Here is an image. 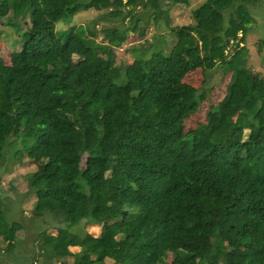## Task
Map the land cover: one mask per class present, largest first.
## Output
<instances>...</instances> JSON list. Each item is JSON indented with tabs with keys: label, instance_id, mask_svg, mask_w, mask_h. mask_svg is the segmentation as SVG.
<instances>
[{
	"label": "trees",
	"instance_id": "1",
	"mask_svg": "<svg viewBox=\"0 0 264 264\" xmlns=\"http://www.w3.org/2000/svg\"><path fill=\"white\" fill-rule=\"evenodd\" d=\"M190 3L0 0V18L11 12L10 26L23 28L12 65L0 60V170L9 146L19 161L24 152L39 159L43 170L27 175L25 196H52L39 199L33 218L24 220H49L57 232L42 231L36 251L13 257L28 228L13 218L20 203L0 191V259L264 264V77L249 67L247 46L259 20L264 53V0H206L192 12L193 25L172 28L168 9ZM141 5L159 30L174 32L180 60L149 45L117 66L116 50L128 33L147 34ZM87 11L121 24L104 28L102 43L90 27H70L66 40L58 36L59 23ZM219 66L232 74L227 97L188 132L203 96L182 87L179 77ZM108 133L122 138L104 149ZM82 223L101 227L100 236L75 234ZM251 229L259 231L256 239Z\"/></svg>",
	"mask_w": 264,
	"mask_h": 264
},
{
	"label": "rangeland",
	"instance_id": "2",
	"mask_svg": "<svg viewBox=\"0 0 264 264\" xmlns=\"http://www.w3.org/2000/svg\"><path fill=\"white\" fill-rule=\"evenodd\" d=\"M206 0H191L189 6H179L168 9L170 15V26L172 28H183L194 24V19L192 17V12L202 6ZM137 13L139 14V19H142L140 24L141 29H148L145 38H140L139 33L129 32L128 42L121 48L116 50V62L117 66H124L126 63L137 59L139 50L144 49L150 50L149 45L152 46V50H162L167 58L171 57L174 60H180L176 54V46L178 39L174 32L171 30H159L153 22V19L144 6H139ZM12 18V13L8 12L4 17L0 18V60L3 61L5 66L12 65V55L22 48L18 37L21 34L23 28H21L18 33L17 29L10 26L9 22ZM257 19H260L258 17ZM28 20V18H27ZM131 19L126 20V28L132 29L133 24H131ZM120 21L109 22L102 18V13L87 11L82 12L77 15L70 24L59 23L57 25L56 33L58 36L63 38V36L68 35L67 31L70 27H90L97 33L96 42H103L102 30L107 27H119ZM76 29V30H77ZM124 29V28H122ZM263 24L256 20L253 23L248 38V49H249V59L248 65L252 69L253 74L256 72L259 76L264 77V53L260 50V41L263 39ZM62 33V34H61ZM66 33V34H65ZM241 36V35H240ZM149 43V44H148ZM234 45L228 50L227 55L230 58L234 54ZM152 50L150 53H152ZM148 54V55H149ZM81 60L76 56L74 57V63L79 64ZM255 69V72H254ZM232 79V74L221 68L219 66L214 72L208 74L204 71V68H200L192 73H188L179 77L180 85L186 89L198 90L199 94L202 95V108L196 116H192L187 121V131L195 130L199 124L206 123V113L208 109L218 106L224 102L228 94V87ZM244 84L243 81H241ZM122 138L121 135L117 134L114 137H110V133L102 144L103 148H107L111 141L116 142ZM13 147L9 146L5 151V164L0 170V191H4L7 194L6 201L14 200L18 201L20 205L16 204V213L13 218H16L19 223L25 224L28 228L27 233L22 236L21 244L18 246V250L13 254L23 256L29 252L36 251V239L37 235L42 231L47 230L53 237L57 236V232L51 228L49 220L46 224L39 222L25 221L24 219L33 218L32 211L35 203L39 199H49L52 194H40L31 195L26 197L28 187V176L31 173H36L37 171H42V163L35 156L29 157L27 152H24V160L19 161L13 154ZM20 206V208H19ZM19 210V212H17ZM209 213L214 217L215 220L221 219L222 215L217 211L209 210ZM79 236H85L86 233H90L94 237H98L101 234V227L96 225H86L82 223L80 226L74 228L73 231ZM249 233L252 235L253 239H256L259 231L257 229H251ZM0 247H4L0 241ZM79 249H72V252H78ZM5 254V251L2 255ZM0 259V264H28L27 259H10L6 261L3 257ZM36 264V263H33ZM58 264H74L73 259H68L65 262ZM110 264V263H108ZM167 264H171L169 260Z\"/></svg>",
	"mask_w": 264,
	"mask_h": 264
}]
</instances>
